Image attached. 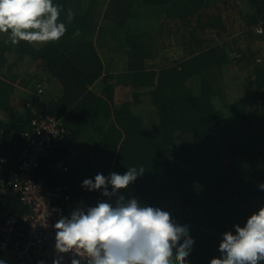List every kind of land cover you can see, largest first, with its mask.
Listing matches in <instances>:
<instances>
[{"label": "trees", "instance_id": "obj_1", "mask_svg": "<svg viewBox=\"0 0 264 264\" xmlns=\"http://www.w3.org/2000/svg\"><path fill=\"white\" fill-rule=\"evenodd\" d=\"M215 1L58 0L67 27L60 40L12 45L0 33V157L25 146L22 134L30 127L32 107L62 118L65 141L38 175L51 187L71 189L67 215L77 206L92 205L100 193L82 187L85 178L143 167V175L121 192L153 206H170L191 224L190 264L219 256L221 234L264 205L259 187L264 183V61H250L249 81L247 76L237 80L242 95L232 96L225 74L244 56L233 59L229 40L205 45V31L223 24L220 15L205 12ZM233 2L250 18L248 32H254L264 19V0ZM69 9L74 13L70 22ZM161 18L202 33L192 32L195 46L187 57L152 67L149 61L160 51ZM111 42L127 55V75L120 77L132 87L133 100L119 105L111 82L116 74L109 60L107 70L99 52L100 46L115 50ZM71 148L78 152L75 157ZM61 161L71 162L64 174L57 166ZM104 161L111 166L103 169ZM16 162L0 160V179ZM8 209L27 210L18 194L0 192V219Z\"/></svg>", "mask_w": 264, "mask_h": 264}, {"label": "clouds", "instance_id": "obj_2", "mask_svg": "<svg viewBox=\"0 0 264 264\" xmlns=\"http://www.w3.org/2000/svg\"><path fill=\"white\" fill-rule=\"evenodd\" d=\"M62 12L58 0H0V33L12 45L58 41L67 31ZM73 18L69 9L67 20ZM144 171L127 166L123 173L98 172L82 181V187L99 191L102 198L75 207L55 222L52 264H64L65 253L73 254L71 264H190L187 258L195 245L190 225L177 219L170 206H153L121 192ZM259 187L264 189V183ZM218 251L207 264H264V205L243 224L224 231ZM0 264L7 261L0 258Z\"/></svg>", "mask_w": 264, "mask_h": 264}, {"label": "built area", "instance_id": "obj_3", "mask_svg": "<svg viewBox=\"0 0 264 264\" xmlns=\"http://www.w3.org/2000/svg\"><path fill=\"white\" fill-rule=\"evenodd\" d=\"M258 35L264 34V19L253 26ZM239 56V55H238ZM43 88H39L42 92ZM40 93L36 99H41ZM30 105V103H28ZM30 127L23 132L26 144L17 154L1 156L2 162L16 159V165L6 178L0 179V192L18 194L27 210L21 214L6 210L0 219V258L7 264H52L56 256L53 225L61 215H67L71 189L66 184L51 187L38 175L50 154L65 141L67 129L62 118L45 114L32 107ZM62 164V163H61ZM98 193L92 205L101 199ZM64 264H71L72 253H65Z\"/></svg>", "mask_w": 264, "mask_h": 264}, {"label": "rangeland", "instance_id": "obj_4", "mask_svg": "<svg viewBox=\"0 0 264 264\" xmlns=\"http://www.w3.org/2000/svg\"><path fill=\"white\" fill-rule=\"evenodd\" d=\"M214 1V0H213ZM209 11L211 14L220 15L223 18V24L219 23L217 26L208 28L205 31L204 38L206 39L205 45L214 44L216 42H223L229 40V45L233 48V59L236 60L237 54L244 56L241 61H235L231 67L228 66L225 76L229 80V93L232 96L239 97L242 95V87L237 80L245 79V77L251 73V66L254 61H264V37L256 35L254 32H248L250 18L244 15L237 3L233 0H216L210 7L206 8L205 12ZM249 17V16H248ZM162 30L157 33L159 38L160 51L155 59L149 61V65L152 67H162L167 65L176 64L190 54L191 46H195L194 38H192V32L194 36L197 33H202L199 28L195 31L189 32L193 28H185L183 23L178 20H170L167 18H161ZM223 25V26H221ZM220 26V27H219ZM185 34V38L182 37ZM112 42L110 43V45ZM100 49L104 52V48L100 46ZM238 49L243 53H238ZM243 54V55H242ZM238 71V72H237ZM237 74V75H236ZM241 76L239 77V75ZM39 75V74H38ZM246 79L249 81V77ZM116 85V84H115ZM123 84L120 86L118 93L114 94V102L121 104L124 101L133 100L132 87ZM99 161L97 170L101 168V157L99 155ZM109 157V156H107ZM111 162L104 161L102 164L103 169H106ZM111 166V165H110ZM113 166V165H112ZM177 218V217H176ZM177 219L185 221L178 217ZM189 225H191L189 223ZM221 238V236H220Z\"/></svg>", "mask_w": 264, "mask_h": 264}, {"label": "crops", "instance_id": "obj_5", "mask_svg": "<svg viewBox=\"0 0 264 264\" xmlns=\"http://www.w3.org/2000/svg\"><path fill=\"white\" fill-rule=\"evenodd\" d=\"M104 44H106L104 42ZM117 45V44H116ZM107 46V45H106ZM111 46H114L113 44H111ZM116 49L112 50V49H105L104 47V52L99 48V52L105 62V65H107L108 63L106 62L107 60H109L110 65L112 64V68L111 71L114 72L116 74L115 78L111 79V82L116 84L115 85V96L119 91L120 86H122V80L121 77L126 76L127 71L126 67H127V55L124 52L123 47L118 48V46H114ZM106 69V68H105ZM109 69L108 65H107V70ZM121 76V77H120ZM95 88V87H94ZM129 88V86H128ZM101 89V87L99 86L98 88H96L94 91L96 92H100L99 90ZM125 102H129V101H124ZM115 104L116 101H115ZM122 104V103H121ZM119 105V104H118ZM71 150H73L71 148ZM74 154L72 155L73 157H75V154L77 155L78 152L75 150H73ZM71 161V160H70ZM62 163V164H61ZM71 162H69L68 164H65V162L61 161L57 164V166L63 170V174L68 170V168L70 167Z\"/></svg>", "mask_w": 264, "mask_h": 264}]
</instances>
